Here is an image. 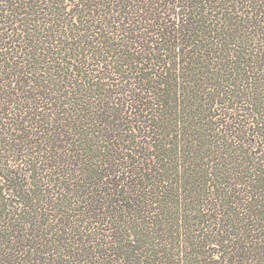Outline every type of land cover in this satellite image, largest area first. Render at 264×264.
<instances>
[{"label":"trees","instance_id":"1","mask_svg":"<svg viewBox=\"0 0 264 264\" xmlns=\"http://www.w3.org/2000/svg\"><path fill=\"white\" fill-rule=\"evenodd\" d=\"M0 264H264V0H0Z\"/></svg>","mask_w":264,"mask_h":264}]
</instances>
